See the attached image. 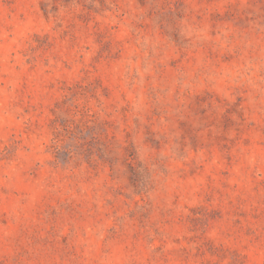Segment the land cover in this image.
Returning <instances> with one entry per match:
<instances>
[{
  "label": "rangeland",
  "instance_id": "374dc122",
  "mask_svg": "<svg viewBox=\"0 0 264 264\" xmlns=\"http://www.w3.org/2000/svg\"><path fill=\"white\" fill-rule=\"evenodd\" d=\"M0 264H264V0H0Z\"/></svg>",
  "mask_w": 264,
  "mask_h": 264
}]
</instances>
